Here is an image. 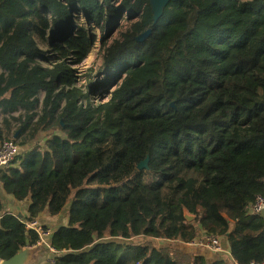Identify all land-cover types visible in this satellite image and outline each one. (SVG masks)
Returning a JSON list of instances; mask_svg holds the SVG:
<instances>
[{
	"label": "trees",
	"instance_id": "obj_1",
	"mask_svg": "<svg viewBox=\"0 0 264 264\" xmlns=\"http://www.w3.org/2000/svg\"><path fill=\"white\" fill-rule=\"evenodd\" d=\"M97 43L115 87L94 105L102 84L77 85L73 65ZM0 69V114L20 111L0 143L47 136L0 178L29 217L69 205L50 238L57 264H210L155 241L202 232L226 239L235 264L264 260L252 209L264 196V0L172 1L156 24L149 0H0ZM38 240L22 218L0 217L2 260Z\"/></svg>",
	"mask_w": 264,
	"mask_h": 264
},
{
	"label": "crops",
	"instance_id": "obj_2",
	"mask_svg": "<svg viewBox=\"0 0 264 264\" xmlns=\"http://www.w3.org/2000/svg\"><path fill=\"white\" fill-rule=\"evenodd\" d=\"M1 72H2V69H0V73ZM0 112H1V108H0ZM18 115H19V113L17 115H16V113H13L12 117H17ZM12 117L10 114H6V113L0 114V127H2L5 130V133L13 134V132L17 129V123ZM6 122L9 123V125H10V131L9 132L7 131V128H6V124H5ZM16 136H17V134H15V137ZM6 138H9L8 135L5 136V138H3V141L7 140ZM46 138H47V136H45V134H40L36 140L33 139V140L27 141L25 139V136L23 135L22 137H20L17 140H18L19 145H20V140L24 139V143L20 145V150L26 151L27 149L29 150V149H32L36 146L44 147ZM13 163H11V164H13ZM0 198L2 199V202L4 204V210L0 213V217L4 216L6 214H9V213L14 214L18 217L21 215L22 218L29 217L28 210H27L29 200L19 201L13 195H10L5 190L1 178H0ZM39 219L43 225H45L49 228H52L53 231H55L60 227L68 225V208H66V210H64L62 213L55 215V216H51L48 213H43L41 216H39ZM205 234H206L205 232H202L201 236H204ZM136 239H137V242H140L143 239V237L135 238V241H136ZM138 239H141V240H138ZM155 241H156V244L158 246H161L162 244H166V245L175 244L178 248H180L182 250H183L182 246L184 245V246H186V248L183 251H190L193 254L201 253L202 255L207 257L210 264H213L214 262H216L218 260H222L223 262L228 263V264H235V260L231 254L229 244H228L227 240L224 239L222 236H221V242L224 243V245H225L224 247L227 249V252H225V253H219V252H216L210 248H202V247H198V246L190 247V246H187L186 244H184V242L178 243V242H175L174 240H165L162 238H158V239H155ZM179 245H181V246H179ZM28 246H30V247H27V246L26 247L35 249V252L33 254L32 259L29 262H27V264H51L48 261L49 249H48V246L46 243L38 242V243H35L33 245H28Z\"/></svg>",
	"mask_w": 264,
	"mask_h": 264
},
{
	"label": "built area",
	"instance_id": "obj_3",
	"mask_svg": "<svg viewBox=\"0 0 264 264\" xmlns=\"http://www.w3.org/2000/svg\"><path fill=\"white\" fill-rule=\"evenodd\" d=\"M79 86H88L85 81L82 83L77 84ZM92 103L97 105L101 102L108 101V97L110 95H106L105 98L102 94H93L92 95ZM20 152V145L17 140L14 139H7L0 143V172L5 171L8 166L15 160ZM252 209L256 212H262L264 210V196L258 195L254 204L252 205ZM23 223L25 224L27 229H31L35 231L38 236V242H44L47 244L49 249V258L48 261L51 264H57L56 257L62 252L58 247L52 244L50 238L52 237L54 231L52 228H49L43 225L39 218H32L26 217L22 218ZM175 242H182L180 240H174ZM37 242V243H38ZM190 247H202V248H210L219 253L227 252V249L224 247L223 243L221 242V236L216 234H205L204 236L198 237L195 241L184 243ZM30 247V246H27ZM26 246L23 247L27 248ZM2 259L0 258V264L2 263ZM249 264H264L263 261H252Z\"/></svg>",
	"mask_w": 264,
	"mask_h": 264
},
{
	"label": "rangeland",
	"instance_id": "obj_4",
	"mask_svg": "<svg viewBox=\"0 0 264 264\" xmlns=\"http://www.w3.org/2000/svg\"><path fill=\"white\" fill-rule=\"evenodd\" d=\"M128 16H125L122 20L119 21V24L116 26V28H114L110 33H108V39L109 42L114 41L115 39H118L120 37V34L126 30V28L129 25ZM85 19L82 18L81 20L77 17V18H73V24H80V21H84ZM98 35L100 34L99 31H95ZM39 42V46L40 48H42L44 50V52L46 53L47 56H50V51L47 49V47L40 41V39H37ZM103 49L101 48L100 43H97L92 51L90 52V54L88 55V57L84 60V62L82 64H78V65H73V68L75 69V74L78 76V82L82 83L83 81H85V83H87L88 85L92 84V83H96V84H103V82L106 80L107 75H105L103 72L100 71V69L102 68V64H103ZM70 62V61H69ZM42 63L45 65H48V63L44 60H42ZM91 75V78L88 77V75ZM115 86L112 87L111 90L114 89ZM94 93L97 94H102V93H106L105 90H102L101 88H96L95 90H93ZM111 95V94H109ZM105 98H107V96H104ZM43 98V93L40 94V99ZM110 97H108L109 99ZM19 112H16V115ZM151 132H156V128L151 129ZM24 141V139L20 140V143H22ZM66 208L69 209V205L66 206ZM66 208L64 210H66ZM141 240V239H138ZM137 241V239H136Z\"/></svg>",
	"mask_w": 264,
	"mask_h": 264
},
{
	"label": "water",
	"instance_id": "obj_5",
	"mask_svg": "<svg viewBox=\"0 0 264 264\" xmlns=\"http://www.w3.org/2000/svg\"><path fill=\"white\" fill-rule=\"evenodd\" d=\"M149 1H150L151 9L153 12V23L156 24L160 20V18L163 16L165 8L170 4V2L177 1V0H149ZM117 25H115V28ZM151 32H152V29L149 28L146 32L142 33L138 39L144 40L147 36L150 35ZM113 86L115 85H111V84L108 85L107 83L102 84L100 88L106 91V93H102V95L105 96V95L111 94L112 92L111 89ZM92 93L96 94L93 91ZM144 166H146V161L142 162L139 165L140 168H143ZM261 214L264 216V210L261 212ZM184 216L188 221H193L196 218V216L189 213L188 209L186 208L184 209ZM19 218H22L21 215L19 216ZM182 248L183 250H185L186 246L183 245ZM34 252H35V249L33 248H24L20 250L19 252H17L10 259L3 260L1 264H27V262H29L32 259Z\"/></svg>",
	"mask_w": 264,
	"mask_h": 264
}]
</instances>
